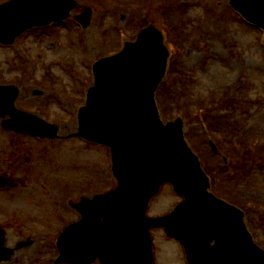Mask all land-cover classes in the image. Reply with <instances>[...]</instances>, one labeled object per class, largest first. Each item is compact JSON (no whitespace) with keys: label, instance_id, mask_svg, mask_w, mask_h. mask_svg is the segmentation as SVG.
Returning <instances> with one entry per match:
<instances>
[{"label":"rangeland","instance_id":"obj_1","mask_svg":"<svg viewBox=\"0 0 264 264\" xmlns=\"http://www.w3.org/2000/svg\"><path fill=\"white\" fill-rule=\"evenodd\" d=\"M75 1L73 15L91 13L90 27L83 33L66 22L72 29L57 24L56 38L47 42L43 40L48 36L36 30L43 35L38 36L40 41L30 34L12 46H0V78L17 85V107L32 114L41 109L59 135L52 141L21 134L13 143L9 137L13 134L0 129V175H9L16 183L0 189V228L5 246L12 249L10 258L0 264H39L54 252L51 244L59 231L79 219L68 201L78 202L115 187L109 150L73 136L76 110L91 82L92 61L117 52L149 24L164 33L169 50L167 71L157 90L163 121L185 119L186 137L211 174L216 195L244 206L249 200L244 219L264 249V167L248 164L264 159L262 31L247 25L228 0ZM29 56L34 63L23 65L19 58L29 61ZM28 69L32 74L22 75L23 82L11 78ZM226 134H231L235 148ZM238 136L244 138L240 144ZM210 139L223 156L227 152L230 166H224L222 153L218 156L211 150ZM256 145L263 151L261 156L247 157ZM236 152L245 155L241 165L243 158ZM232 167L236 174L231 178L226 169ZM153 200L150 216L169 212L180 198L164 185ZM152 242L157 264H186L178 243L161 230H152Z\"/></svg>","mask_w":264,"mask_h":264},{"label":"water","instance_id":"obj_2","mask_svg":"<svg viewBox=\"0 0 264 264\" xmlns=\"http://www.w3.org/2000/svg\"><path fill=\"white\" fill-rule=\"evenodd\" d=\"M229 2L264 30V0ZM73 6L71 0L0 5V41L11 43L29 27L62 20ZM78 20L87 26L90 10ZM168 55L161 32L149 25L121 52L94 64V86L78 112L77 135L109 149L117 187L73 204L82 217L58 237L57 262L90 264L98 258L101 264H154L149 229L164 227L184 246L188 264H264L242 213L208 191V177L184 140L182 120L160 119L154 92ZM16 97L15 88L0 87V116L9 112L15 123L22 119L21 131L54 137V126L14 109ZM164 183L184 201L167 216L146 218L149 201ZM4 240L0 231V259L12 252Z\"/></svg>","mask_w":264,"mask_h":264},{"label":"flooded vegetation","instance_id":"obj_3","mask_svg":"<svg viewBox=\"0 0 264 264\" xmlns=\"http://www.w3.org/2000/svg\"><path fill=\"white\" fill-rule=\"evenodd\" d=\"M5 1H7V0H5ZM53 26H50V27H53V28H46L47 26H45V28H40V29H35V30H32V31H30V32H28L27 34H25V35H30V34H32V35H34V37L35 38H37L39 41L41 40V39H39L38 38V36H43V35H41V34H45L46 36H48V38H46V39H44L43 41H45V42H47L48 41V39L49 40H51V38H56V28L54 27V25L55 24H52ZM36 30H38V31H40V32H42L41 34L40 33H38V32H36ZM36 32V33H35ZM54 32V35L55 36H53V37H51V34ZM25 35H23L22 37H24ZM21 37V38H22ZM19 41V40H18ZM18 41H16V43L18 42ZM4 47V46H3ZM20 51L21 52H24V48L22 47V46H20ZM29 51V50H28ZM37 57H39V54H37L36 55ZM26 57H27V55H26ZM17 57H15L14 58V61H13V63L15 64L16 62H15V59H16ZM33 58L31 57V56H29L28 57V60L29 61H27V59L26 58H22V59H20L19 58V60H21V62H22V64L23 65H25V62H26V64L27 63H32L33 62V60H32ZM12 63V64H13ZM11 64V65H12ZM27 66V65H26ZM24 70H22V72H20L19 74H15V75H13L11 78H14V80L16 81V82H18V83H20V82H23L25 79H24V77L22 76V75H24ZM0 84H15V83H11V82H9L8 80H5V79H3V78H0ZM16 85V84H15ZM17 86V85H16ZM19 99V98H18ZM41 109H39L38 111H40ZM10 137V140L14 143V140L13 139H16V135H12V136H9ZM12 144V143H11ZM17 159V157L15 158L14 157V160H16ZM18 160V159H17ZM7 178H9V179H11V177L9 176V175H6V174H4Z\"/></svg>","mask_w":264,"mask_h":264}]
</instances>
